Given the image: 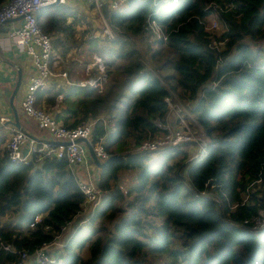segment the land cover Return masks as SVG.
<instances>
[{
  "label": "trees",
  "instance_id": "obj_1",
  "mask_svg": "<svg viewBox=\"0 0 264 264\" xmlns=\"http://www.w3.org/2000/svg\"><path fill=\"white\" fill-rule=\"evenodd\" d=\"M100 10L117 38L96 34L66 4L37 13L69 85H45L36 104L47 109L62 95L56 120H93L92 142L102 138L119 154L98 174L100 205L55 264H264L256 223L264 211V0H127ZM93 55L107 65L101 89L79 86L68 71L86 69ZM167 88L192 102L206 144L196 157L187 143L138 149L166 133L157 122H165ZM3 143L0 136V264H21L17 250L52 242L81 211L83 171L58 157L14 162Z\"/></svg>",
  "mask_w": 264,
  "mask_h": 264
},
{
  "label": "built area",
  "instance_id": "obj_2",
  "mask_svg": "<svg viewBox=\"0 0 264 264\" xmlns=\"http://www.w3.org/2000/svg\"><path fill=\"white\" fill-rule=\"evenodd\" d=\"M77 1L94 5L101 14L102 0ZM125 1L127 0H109L107 5L110 10H113ZM66 2L67 0H5L0 5V26L9 21L17 20V25L4 33V38L1 39L2 42L7 39L9 43L21 49L31 57L35 67V72L29 77L20 101L21 110L24 115L34 120L38 127L47 132L50 137L47 138L49 141L38 140L27 132L14 127L6 142L5 150L8 157L14 162L27 163L31 161L35 165H41L46 158L58 157L66 159L68 168L72 172L79 173L83 171L79 175V188L85 198L83 207H88L89 213H91L100 205L104 192L97 184L98 169L92 161L86 141L91 144L94 154L100 161L106 160L111 154L104 148L102 138L99 141L92 142L93 120H88L75 127H67L56 120L52 111L36 104V91L50 83V80H59L60 85H69L68 72L64 68V61L54 53L52 48V35L43 32L37 21V13L41 7L65 4ZM101 19L104 24V33L109 38H117L118 31L107 23L102 14ZM211 27L213 29L217 27L215 19L212 21ZM218 47L222 46L218 45ZM96 56L95 60L93 59L85 66L89 78L79 80V86H91L101 89L107 82L108 76L105 73V65ZM167 92L168 94L164 98L167 104L165 122H157L158 127L166 130V133L143 141L138 149L154 153L166 147L187 143L190 146L197 145L199 148L194 157L204 153L205 134L190 113L192 102L180 100L178 95L169 88H167ZM61 98L62 95H59L58 99L61 100ZM6 120H8L6 116L0 117L1 123ZM35 220H38V218L36 217ZM256 223L261 227L264 226V211L259 212ZM59 238L60 236H57L52 242L36 247L32 253H29L27 249L17 250L20 254V263H26V259L29 260V263L36 264L58 263L60 261L59 254L54 252L53 247L64 245ZM3 247L15 251V248L10 244L3 245Z\"/></svg>",
  "mask_w": 264,
  "mask_h": 264
},
{
  "label": "crops",
  "instance_id": "obj_3",
  "mask_svg": "<svg viewBox=\"0 0 264 264\" xmlns=\"http://www.w3.org/2000/svg\"><path fill=\"white\" fill-rule=\"evenodd\" d=\"M108 1L109 0H102V3L107 4ZM65 4L72 10L77 11L78 15L95 29L96 22H99L101 19V14L94 5L77 0H67ZM16 25L17 20H13L0 26V117L6 116L8 118L5 122H0V136H4V143L2 144L3 148H5L6 142L10 137L11 130L16 127L14 123H12L15 118L10 98L19 78L20 85L12 100L17 112L19 124L25 132L38 140L44 139L49 141L47 138H50L47 132L41 130L34 120L23 114L20 107L21 98L25 92L29 77L35 72V67L30 56L25 54L15 45L9 43L7 39L5 42H2L1 40L4 38V33ZM97 34H99L98 31ZM56 83H59L58 86H60L59 80H50V83H48L46 87L55 88L53 85H56ZM45 105L47 109L54 114L65 107L63 101L58 98L54 105ZM88 214V207H83L73 220L64 226L59 238L61 243H64V245L67 244L78 232L79 227H84V221Z\"/></svg>",
  "mask_w": 264,
  "mask_h": 264
},
{
  "label": "rangeland",
  "instance_id": "obj_4",
  "mask_svg": "<svg viewBox=\"0 0 264 264\" xmlns=\"http://www.w3.org/2000/svg\"><path fill=\"white\" fill-rule=\"evenodd\" d=\"M214 19L212 18V16H210V17H208L207 18V22H208V28H209V26H211V23H212V21H213ZM102 24H103V22H102V19H100L99 20V22L97 21L96 22V27H95V29H94V31H96V34H97V31H98V33H99V35H100V33L101 34H104L103 32H104V27H102ZM93 29V28H92ZM52 35V34H51ZM52 39H53V35H52ZM110 39H112V38H110ZM133 42H134V44H136V42L134 41V39H133ZM94 57H92V60L94 59L95 60V55H93ZM97 58H100L98 55L96 56ZM101 59V58H100ZM101 61L104 63V65H105V73H106V75L108 76V74H107V65L105 64V62H104V60L103 59H101ZM71 62V60H69L68 61V63H70ZM67 63V64H68ZM68 71L70 72L69 74L71 75V77L73 78V79H75V80H86V79H88L89 78V76L87 75V73H86V69H83V67H82V69L81 70H77V69H71V71L68 69ZM109 79V76L107 77V80ZM100 117H102V115L100 116ZM103 118L105 119V116H103ZM105 122H106V124H107V120L105 119ZM108 125V124H107ZM109 127H112V125H108ZM201 137H202V135H200ZM187 148H188V150H189V155L190 156H193L194 157V155L198 152V150H199V148L197 147V145H194V146H190L189 144L187 145ZM101 161H104V159L103 160H101ZM98 169V168H97ZM101 171V169H98V173ZM125 179L127 180V181H129L130 179H132V175H130V173H127V172H125ZM130 182H132V181H130ZM89 209V208H88ZM4 219H2L1 221H3ZM63 246V245H62ZM62 246H54L53 247V249H54V252H56V253H58V254H60V252H61V248H62ZM81 253H82V255L83 256H85L86 254H87V248L86 247H84L83 249H82V251H81ZM26 263H22V264H27V263H29V260L28 259H26V261H25ZM60 262V261H59Z\"/></svg>",
  "mask_w": 264,
  "mask_h": 264
},
{
  "label": "water",
  "instance_id": "obj_5",
  "mask_svg": "<svg viewBox=\"0 0 264 264\" xmlns=\"http://www.w3.org/2000/svg\"><path fill=\"white\" fill-rule=\"evenodd\" d=\"M48 6H51V5L43 6V7L40 8V10H43L44 8H46V7H48ZM40 10H39V11H40ZM19 85H20V78L17 80V82H16V84H15V87H14V90H13V92H12V94H11V98H10V103H11V107H12V109H13V114H14V118H15V119L12 121V123H14V125H15L19 130L24 131V130L22 129L21 125H20L19 122H18L17 112H16V109H15L13 103H12V100H13L15 94H16V91H17L18 88H19ZM86 143H87V145H88V149H89V153H90V156H91V158H92V161L94 162V164L97 166L98 169H101V170H102L105 166H107V165L109 164V162H110L113 158L119 156V154H117V155H111V156H110L109 158H107L106 160H104V161H100V160L96 157V155L94 154V152H93V150H92V146H91V144H90L88 141H86ZM98 183H99V182L97 181V184H98Z\"/></svg>",
  "mask_w": 264,
  "mask_h": 264
}]
</instances>
